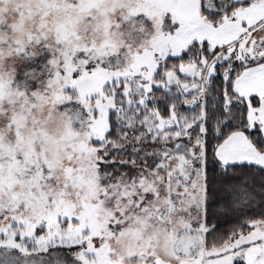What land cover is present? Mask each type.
<instances>
[{
	"label": "snow or ice",
	"instance_id": "snow-or-ice-1",
	"mask_svg": "<svg viewBox=\"0 0 264 264\" xmlns=\"http://www.w3.org/2000/svg\"><path fill=\"white\" fill-rule=\"evenodd\" d=\"M0 264H264V0H0Z\"/></svg>",
	"mask_w": 264,
	"mask_h": 264
}]
</instances>
